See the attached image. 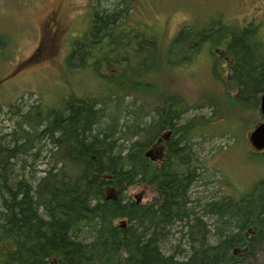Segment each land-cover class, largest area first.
Masks as SVG:
<instances>
[{
	"label": "trees",
	"instance_id": "16d2710c",
	"mask_svg": "<svg viewBox=\"0 0 264 264\" xmlns=\"http://www.w3.org/2000/svg\"><path fill=\"white\" fill-rule=\"evenodd\" d=\"M131 4L93 0L90 31L68 56L69 70L93 72L101 89L4 111L12 126H0V264H252L264 250V179L239 195L193 197L198 180L210 183L194 138L215 137L209 128L223 107L167 96L172 83L153 95L146 77L167 62L158 49L145 51L158 41L128 25ZM204 49L222 53L226 65L212 55L215 77L227 66L222 94L244 110L237 117L247 130L264 94L257 26L218 19L197 32L184 27L168 63L177 68ZM126 96L132 115L121 123ZM205 107L209 116L190 117ZM139 186L155 197L138 203L129 190Z\"/></svg>",
	"mask_w": 264,
	"mask_h": 264
},
{
	"label": "rangeland",
	"instance_id": "374dc122",
	"mask_svg": "<svg viewBox=\"0 0 264 264\" xmlns=\"http://www.w3.org/2000/svg\"><path fill=\"white\" fill-rule=\"evenodd\" d=\"M92 4L93 0H0V126H12L4 114L11 104H30L42 97L44 102L55 107L69 89L82 95L97 91L100 83L96 82L95 74H74L69 70L67 61L72 45L82 41L90 31ZM55 9L60 11L59 24L64 31L59 36L49 37L44 25ZM128 15L129 26L137 29L139 25L142 26L140 29L147 37L160 43L145 51L158 49L156 57L167 62L146 77L154 84L153 95H166L164 91L172 83L167 96L175 95L192 103L206 101L209 104L214 100L219 108L223 107L216 110L217 118L209 128L212 130L209 135L215 137L206 138L204 142V136L194 138L199 140L195 149L205 159L204 177L210 183L204 186L202 180H198L192 188L193 197L198 200L203 196L239 195L263 180L264 154H254L249 141L250 133L262 122L260 112L256 115L260 117L259 121L242 131L246 124L241 123L237 116L246 113L241 108L231 106L222 94L225 90L220 77H226L227 66L216 75L219 80L215 77V71L218 73L219 68L212 67L213 54L216 62L221 65L225 63L218 56L221 52L214 50L212 53L204 49L177 68H173L168 59L171 43L184 27L197 32L218 19L233 26H257L264 43V0H133ZM106 51H101L97 59H102ZM30 59L33 61L25 65ZM132 63L142 65L140 61L132 60ZM146 65L150 69V62L147 61ZM103 72L108 71L103 68ZM132 100L130 96L124 99L121 123L125 122L126 116L132 115L129 112L133 108L129 106ZM205 108L193 110L190 117L209 116L211 111L209 107ZM226 128L229 132L224 131ZM43 161L42 158L38 163ZM45 167V163H42L39 169L44 170ZM129 194L141 198L142 203L155 197L153 190L145 186L133 187ZM177 236L173 240L174 246L179 243L181 234L177 233ZM252 264H264V250Z\"/></svg>",
	"mask_w": 264,
	"mask_h": 264
},
{
	"label": "flooded vegetation",
	"instance_id": "af4514ba",
	"mask_svg": "<svg viewBox=\"0 0 264 264\" xmlns=\"http://www.w3.org/2000/svg\"><path fill=\"white\" fill-rule=\"evenodd\" d=\"M59 20H60V11L59 9H55V11H52L49 14V17L44 25L49 37L59 36L64 31L62 26L59 24L60 23ZM222 65H226V64H222ZM253 153L259 155V154H264V151L257 152L254 150Z\"/></svg>",
	"mask_w": 264,
	"mask_h": 264
},
{
	"label": "water",
	"instance_id": "95a60500",
	"mask_svg": "<svg viewBox=\"0 0 264 264\" xmlns=\"http://www.w3.org/2000/svg\"><path fill=\"white\" fill-rule=\"evenodd\" d=\"M260 111L264 117V94L260 101ZM250 142L254 149L261 151L264 149V122L261 123L250 135Z\"/></svg>",
	"mask_w": 264,
	"mask_h": 264
}]
</instances>
